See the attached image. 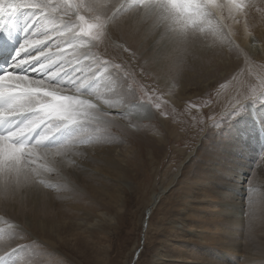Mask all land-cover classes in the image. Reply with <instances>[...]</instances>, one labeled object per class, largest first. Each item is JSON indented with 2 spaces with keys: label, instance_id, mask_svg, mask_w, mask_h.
<instances>
[{
  "label": "snow or ice",
  "instance_id": "6c2138e0",
  "mask_svg": "<svg viewBox=\"0 0 264 264\" xmlns=\"http://www.w3.org/2000/svg\"><path fill=\"white\" fill-rule=\"evenodd\" d=\"M21 10L31 23L13 62L0 71V208L23 205L51 187L48 174L75 165L81 146L101 141L97 133L122 119L127 105L149 116L151 106L160 108L157 89L142 81L152 78L165 53L142 51L127 39L120 40L119 56L98 51L126 18L137 30L149 25L145 39L162 24L183 49L228 39L223 21L236 20L234 12L249 15L237 0H0V20ZM249 104H264V91L238 94L214 127L223 128ZM31 239L21 226L0 232V264L17 254L16 264H38Z\"/></svg>",
  "mask_w": 264,
  "mask_h": 264
},
{
  "label": "bare ground",
  "instance_id": "6f19581e",
  "mask_svg": "<svg viewBox=\"0 0 264 264\" xmlns=\"http://www.w3.org/2000/svg\"><path fill=\"white\" fill-rule=\"evenodd\" d=\"M10 11L11 10H9V12ZM23 11L24 10H21L10 17L8 14H5L4 18L0 20V24H8L10 28L17 29L21 35L25 37V26L30 24L31 21L28 17L22 14ZM245 12H247V10H245ZM262 19L263 18L257 19V21L250 25H248L246 22H243L242 25H239V23H235V21H233L232 26L236 32V34L233 36L235 43H238V47L242 50L241 52L248 53L250 58L253 59L254 64L258 65L261 63L264 57V26L260 24V20ZM230 22L232 23V21ZM249 26H252L251 28H255L257 32L255 29H248ZM148 28L149 25L145 24L139 26V30H137L134 20L126 18L121 25L120 31L113 32V38L108 42L107 49L105 50L104 45H101V48L98 51H106L108 55L114 57L119 56V43L121 39H127L130 43L136 42L138 46H142V51L148 49H152L153 51L157 49L161 50L163 53H165V58L161 59L158 64L153 65L152 75H154L156 81H158L160 84L164 83L162 86L166 88L168 95H171L170 99L173 103H178V101L181 99L183 100L190 98V96L193 95L188 96L187 92L189 89V84H180L177 89L174 88L167 79V77L176 73L177 64L173 68V62H178L184 57L189 65H193V63L207 60L212 55L221 53L222 50L218 46H215V44L211 45V40L203 44H191L183 49L178 48L169 40L168 32L162 24L159 27L151 29L148 38L145 39L144 31ZM260 28L262 30H259ZM225 29H227V27ZM249 33H251V35H249ZM218 38H220V36L217 37V40ZM226 45H228L230 49H237L232 44ZM227 64V57L215 58L209 65H207L202 75L213 76L215 73H220L221 71L217 72V70L225 67ZM221 74L222 77L226 73L222 72ZM186 76L190 77V73ZM216 78L218 77L213 76L209 78L207 82L214 81ZM199 81L200 80L198 79L194 80L195 83H198ZM256 90H251L247 92V94H256ZM257 91H259V89ZM226 93L227 91L223 92L221 97ZM231 102H235V98L231 100ZM249 108L253 110L251 114L255 112L262 113L261 115L257 113L259 117V123H254V126L252 127L253 129H248L247 131L243 130V134L253 136L254 130H257V134L255 133L256 150L252 148V152L255 154L264 153V106H260L259 108L255 109V107L249 105ZM155 110L153 106H151L152 115L149 116L143 108L136 107L134 103L127 105L126 109L123 110L125 115L122 119L97 133V135L103 137L101 141L95 144H84L81 146L82 155L74 158L75 165H66L64 173L61 175H57L55 172L48 174L47 183L50 184L51 187L44 188L42 193L39 195H34L27 198L23 205L19 203H9L6 207L0 208V216H13L16 217L17 221L21 220L22 218H26L31 223L33 234L36 235L37 239L40 241L44 235L49 234L51 231L56 233L59 232L62 228V220L64 218H67L70 221V224H76L81 229L87 228L91 225L113 224L115 220L112 214H105L102 212V210L106 207V205L103 206V195L112 193L115 195L116 190L118 189H125L127 191L130 190L131 192L132 186L130 185L134 179L133 171L135 168H137L135 164V157L133 156L135 153L131 145L137 144L141 149L139 150L141 155L143 157L144 155H147L146 145L151 143V135L147 134L150 130H147L148 124L146 127H144V124H146L145 122L157 120L160 125L165 122V120L162 121L158 118L156 113L158 109L156 111ZM108 111L115 112L118 111V109H108ZM202 119L204 120V118ZM252 120V115H250L249 122H252ZM190 122L192 121L190 120ZM203 123L200 125H203ZM205 124L203 126H205ZM194 125H196V123H194ZM170 126L171 125L168 123V120H166L163 131L171 132L169 129ZM222 131L220 130V132ZM222 133L223 134L220 137V141H217V139L214 140V138H212L215 143L218 142L220 144L218 149L209 148L210 150L207 151V153L205 151H198L195 149L188 156L184 155V161L180 164L178 172L176 174L174 173V176L167 180L168 183L171 184L166 188H161L158 193L154 191V194L152 195L150 205L151 207L146 211L147 219L150 217V220L153 209L157 206L164 195L168 193L170 194L177 184H181L182 188L184 187V189L181 190L183 195L180 197L182 198L181 203L177 205V213L175 211L176 217L179 219L180 223L176 222L177 225L174 227L170 225V223L168 224L173 227L172 230L174 236L172 234V240L174 241L175 237L177 240L173 247L175 249L178 247V251L175 250L169 256H167L165 252L163 253L165 244L161 245L158 250L160 254L162 252L160 260L163 262V264H213L214 261H217L216 259H222V262H220V264H222L225 262V260H227L228 254H230L227 252L232 250L231 245L235 247L238 243V237L236 238L238 233V225H236L232 220L236 208V203L233 201L232 196L235 195L231 192L232 189L230 188V182H237L240 184V188L242 187L241 179L245 172L243 168L246 166V162L245 158H238L235 154L238 149V143L236 140L237 135L235 137L236 129H231ZM158 137L161 138L162 135H158ZM162 140L164 139L162 138ZM239 140H241V138H239ZM242 149L243 145L241 144L239 148L240 152L243 151ZM261 149L263 150L262 152ZM194 155L199 158V163L191 171L193 176H191L186 181L188 177L186 178L187 170H185V168L189 160H191ZM206 160L207 162H210V166L205 163ZM76 165H78V167H76ZM139 165L142 167H147L149 170L151 167L144 166L145 164L143 163H139ZM258 165L262 166L260 163ZM242 166L243 168L238 170V168ZM190 168L191 167L188 169ZM252 169L250 168V170ZM256 169L254 173V170L250 171L251 177L250 183H247L249 185V187L247 186V190L249 188L251 191L248 190V204L244 206L247 207L245 209H247L250 217L253 215H258L257 212L260 210L264 211V205L261 202L255 205V203L262 199V180L259 172L263 168L259 167V172L257 171L258 169ZM139 170L140 167L138 168V171ZM151 171L153 172V170ZM183 173L186 179L182 181ZM217 174L221 175L217 177ZM213 179L214 185H212L211 182ZM233 188L235 189L234 186ZM241 189L239 192V195H241L239 196L240 199H242L245 195V186H243V192ZM247 198L245 200H247ZM249 205H255L253 206L255 211L250 208ZM240 210L242 211V208ZM237 211L235 212L236 214ZM237 217L239 218V216ZM144 221L143 223H149ZM42 222L50 223V230L43 229ZM252 228L254 227L252 226ZM66 230L71 231V226L66 227ZM247 232L250 231L248 230ZM79 235L80 234H78L77 237ZM226 235H228L229 239L224 237ZM72 237L74 236L72 235ZM67 241L70 240H67V238H61L55 244V247L59 248L65 244H68ZM239 243H241L240 240ZM238 245L239 244H237V246ZM181 247H184V250L181 249ZM198 248H201V251L203 249L202 253L198 254L195 252V249ZM136 249L137 248H135V251ZM206 251L208 252L207 257L205 256ZM165 257H168L169 259L166 260ZM253 260L250 259V263L253 262ZM234 263H236V261H234Z\"/></svg>",
  "mask_w": 264,
  "mask_h": 264
},
{
  "label": "rangeland",
  "instance_id": "374dc122",
  "mask_svg": "<svg viewBox=\"0 0 264 264\" xmlns=\"http://www.w3.org/2000/svg\"><path fill=\"white\" fill-rule=\"evenodd\" d=\"M237 2H242L244 11L247 10L249 15L245 16L243 13H239V16V14L234 12V15L239 16L240 18L236 17V20L225 19L223 21L225 25L227 24V29L224 30L230 35L228 34V39L220 36L217 40L216 37L215 46H218L222 50L221 53L214 54L207 60L193 63V65H189L184 57L178 62H173V68L176 64L177 68L176 73L167 77L169 83L177 89L180 84H189L187 93L188 96H193L183 100L181 99L178 103H173L170 99L171 95H168V91L162 86L164 83L160 84L156 81L154 75H152L153 78L142 81V83L157 89L154 99L158 98L161 102V106L158 110L154 106L153 108L158 111L155 110L158 118L162 121L165 120V122L161 125L157 120L145 122L146 124H144V127L148 124L147 130H150L147 134L151 135V143L146 145L147 155H144V157L141 155L139 151L141 149L137 144L131 145L135 153L133 156L135 157V164L137 166L133 171L134 179L130 185L132 186L131 192L130 190L118 189L116 190L115 195L114 193L103 195V206L106 205V207L102 212L105 214H112L115 220H113V224L91 225L87 228L81 229L76 224H70V221L67 218H64L62 220V228L59 232L56 233L51 231L49 234L44 235L40 241L37 239V236L33 234L29 220L22 218L17 221L16 217L2 215L0 216V232H9L16 226L23 227L25 232L32 238L31 242L34 244V248L30 255H32L33 259L38 261V264H163L160 260L162 252L160 254L158 250L161 245L165 244L163 253L165 252L167 256L175 250L178 251V247H176V249L173 247L177 240L175 239L176 237L174 238V241L172 240V234L174 236L172 228L177 225L176 222L180 223L179 219L176 217V210H178L177 205L181 203L182 198L180 197L183 195L181 190H183L184 187L182 188L181 184H177L170 194L168 193L164 195L157 206L153 209L150 220V217L147 219L146 211L151 207V199L154 191L158 193L161 188H166L171 184L168 183L167 180L174 176V173L176 174L178 172L180 164L184 161V155L188 156L195 149L198 151H205L206 153L212 148L218 149L220 144L218 142L215 143L212 138L220 141V137L223 134L222 132L236 129L235 137L237 135L236 140L238 143V149L235 154L238 158H245L246 162L244 168L243 166L238 168V170L243 168L245 171L241 179L242 189L240 188L239 183L230 182V188L232 189L231 192L235 195L232 196L233 201L236 203L235 212L238 210V215L234 212V218L232 217V220L238 225L236 238L238 237L237 244L239 245L237 246L236 244L237 247L231 245L232 250L227 252L230 254H228L227 260L222 264H233L234 261H236L234 264H262V261H264V211L260 210L257 212L258 215L250 217L247 209H245L247 207H244L248 204L247 196L249 188L247 190V186L249 187L248 184L250 183V171L254 170V173L257 168L258 170H256L259 172V167L263 168L259 172L262 180L261 197L263 201L261 199L259 202L255 203V205L260 202L264 205V155L252 152V148L256 150L255 137L257 130H254V134H256H253V136L243 134V130L247 131L248 129H253L252 127L254 126V123H259V117L257 115L259 112L251 114L253 110L249 108V105H251L249 104L246 105L248 108H245V110L236 116L235 119L230 120L228 122L229 124L227 123L224 128L217 130L214 127L215 122L222 118L229 105L234 103L231 102V100L236 98L238 94L243 96L245 93L256 89H259L260 92L261 90L264 91V57L258 65L254 64L253 59L250 58L248 53L241 52L242 50L238 47V43H235L233 36L236 32L234 27H232L233 21L239 23V25H242L243 22L250 25L260 18H263L260 20V24L264 26V0H237ZM225 15H227V13H225ZM251 17L253 18V21ZM230 21H232V23ZM251 27L249 26L248 29H255ZM259 30L262 29L260 28ZM255 31L257 32L256 29ZM229 40H231V44L237 49H230V47L226 45L230 44L228 42ZM210 43L211 45L213 44L212 42ZM219 57H227L228 64L217 70V72L221 71L220 73H215L213 75L218 78L214 81L207 82V80L213 76L202 74L207 65H209L215 58ZM222 72H225L226 74L221 77ZM189 73L190 77H187L186 75ZM195 79L200 81L195 83ZM257 90L255 91L256 95L260 93ZM226 91L227 93L221 97L223 92ZM260 106H264V104H258L253 107L256 109ZM261 113L262 112L259 114L261 115ZM250 115H252V122H249ZM201 117L204 118V120ZM166 120H168V123L171 125L169 128L171 132L163 131ZM190 120L192 122H190ZM198 121L199 123L202 121L200 124L204 122L203 125L206 122L207 123L203 126L200 125ZM194 123H196V125H194ZM220 130L223 131L220 132ZM158 135H162V137L159 138ZM162 138L164 140H162ZM239 138H241V140H239ZM241 144L243 145L242 152L239 150ZM262 151L263 150L261 149V152ZM258 162L262 164V166L258 165ZM139 163L145 164L144 166H151L150 170L147 167L140 166ZM198 163L199 158L194 155L185 168V170H187L186 178H188L186 179L183 173L182 181L185 179L187 181L193 176L191 171ZM205 163L210 166L209 161L207 162L206 160ZM139 167L140 170L138 171ZM189 167L191 168L188 169ZM249 167L253 169L250 170ZM151 170H153V172ZM220 175L221 174H217L216 176L218 177ZM211 182L212 185H214V179ZM243 186H245V195L240 199L239 196L241 195H239V192L240 189L243 192ZM112 195L114 196L111 197ZM246 198L247 200H245ZM255 205L249 206L255 211L253 207ZM241 208L242 211L240 210ZM237 216H239V218ZM255 218L256 220L254 221ZM144 219L149 223L147 224ZM143 221L145 223H143ZM169 223L173 227L168 225ZM68 226H71V231L66 230V227ZM252 226L254 228H252ZM50 227V223L42 222L43 229L50 230ZM245 230H249L250 232ZM78 234L80 235L77 237ZM72 235L74 237H72ZM224 237L229 239L228 235ZM61 238H67V240L70 241H67L68 244L59 248L55 247V244ZM73 238H76L78 241ZM239 240L241 243H239ZM135 248H137L136 251ZM181 249L184 250V247H181ZM202 251L201 248L195 249V252L198 254L202 253ZM207 254L208 252L206 251V257ZM18 255L19 254H17V259ZM165 259L168 260L169 258L165 257ZM250 259H254L253 262L250 263ZM216 260L217 261H214L213 264H220V262H222V259Z\"/></svg>",
  "mask_w": 264,
  "mask_h": 264
}]
</instances>
